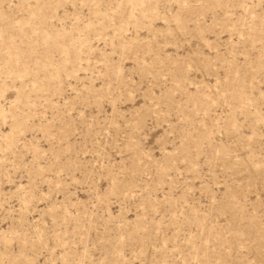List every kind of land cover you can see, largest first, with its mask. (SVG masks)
Returning a JSON list of instances; mask_svg holds the SVG:
<instances>
[{"label": "rangeland", "instance_id": "obj_1", "mask_svg": "<svg viewBox=\"0 0 264 264\" xmlns=\"http://www.w3.org/2000/svg\"><path fill=\"white\" fill-rule=\"evenodd\" d=\"M0 264H264V0H0Z\"/></svg>", "mask_w": 264, "mask_h": 264}]
</instances>
